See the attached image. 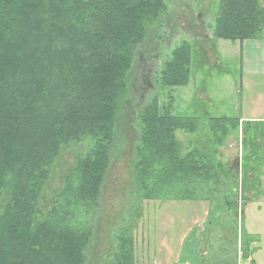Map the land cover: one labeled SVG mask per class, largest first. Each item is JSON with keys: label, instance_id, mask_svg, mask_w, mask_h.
I'll return each mask as SVG.
<instances>
[{"label": "trees", "instance_id": "obj_1", "mask_svg": "<svg viewBox=\"0 0 264 264\" xmlns=\"http://www.w3.org/2000/svg\"><path fill=\"white\" fill-rule=\"evenodd\" d=\"M166 10V0H0V264L86 263L120 108L132 97L130 73ZM212 30L215 39L264 43V5L219 0ZM192 51L185 41L173 48L156 65V84H187ZM168 98L160 102L154 95L137 113L136 200L211 204L221 194L231 208L235 200L225 197L255 192L262 136L240 166L242 191V174L218 157L240 117L178 115ZM250 129L244 123L243 146ZM176 130L196 139L182 150ZM73 145L63 187L40 215L52 165ZM239 215L238 257L254 264L256 238L242 229ZM133 232L132 223L116 230L114 264H136ZM233 259L220 256L211 264H235Z\"/></svg>", "mask_w": 264, "mask_h": 264}, {"label": "rangeland", "instance_id": "obj_2", "mask_svg": "<svg viewBox=\"0 0 264 264\" xmlns=\"http://www.w3.org/2000/svg\"><path fill=\"white\" fill-rule=\"evenodd\" d=\"M218 2L166 0V13L160 17L159 24L148 32L130 73L132 97L127 98L120 108L117 134L99 205L91 217L94 231L86 250L85 264H114V236L116 230L127 223L133 226L136 264H156V260L158 264H164L165 258H168L166 264H211L220 256L233 261L234 256L227 251L237 252L240 247L236 229L240 226V211L242 229L258 235L251 244L254 247V264H264V195L259 194L254 200L248 198L251 191L243 192L237 198L227 196L225 199L235 200V207L229 208L226 200L221 199V194L210 204L202 200H136L133 192L137 113L150 97L156 95L160 102H167L171 97L173 112L202 120L208 116L249 115L259 104L258 100L264 98V74L247 72L246 65H243L249 55L247 44L243 43L246 40L230 41L213 37L212 26ZM261 4L264 5V0H261ZM184 41L193 50L187 84L160 87L154 80L156 65L161 64L172 49ZM250 41L264 45L261 40ZM243 125L231 132L218 149V157L223 162L234 164L237 176L238 173L242 174L238 177L242 191L245 170H241L240 166L244 168L252 149L251 140L256 134V131L252 134L251 126L243 148L240 133ZM175 135L182 150L196 139L182 130H176ZM241 146L244 149L242 153H245L239 156ZM76 148L73 145L63 150L52 165L49 180L39 198L40 215L63 187V177L74 161ZM235 161H239V166H235ZM256 185L254 191H261L263 180ZM136 208H139V216L135 218L133 213ZM235 261L244 264L237 255Z\"/></svg>", "mask_w": 264, "mask_h": 264}, {"label": "crops", "instance_id": "obj_3", "mask_svg": "<svg viewBox=\"0 0 264 264\" xmlns=\"http://www.w3.org/2000/svg\"><path fill=\"white\" fill-rule=\"evenodd\" d=\"M243 43L247 44L246 50L249 53V55L246 57V64L243 62V65H246V68H247L246 71L264 74V45L262 43L257 44V45L253 44L250 40H246ZM258 101H259V104L254 107V109L252 110V112L249 113V115L247 114L245 116H242V115L238 116L240 117V124L249 122L250 126H253L252 134L254 133L253 131H256L255 138L251 140V143H254L256 141V136H258L257 134H260L262 136L261 140L259 141L260 143L259 155L261 157V162L259 163V167H258V179H257L258 181L257 182H259L260 180V183H261V181L263 180V189L261 191H257V189L255 192L251 191L252 192L251 195H248L249 200L257 199L259 194L264 195V115H262L264 113V98ZM248 135L246 136V139ZM247 145H249V142L247 143ZM243 148L245 147L243 146ZM243 150L244 149H242V146H241V153H239V156L245 153V151L242 153ZM248 234L258 236L256 233L254 234L248 233ZM233 253L235 254L234 257H236V255L238 256V250L237 252L235 250ZM231 255H232V250H231ZM159 258L161 259V256H159ZM167 259L168 258L164 259V264H166ZM156 264H158L157 260H156ZM235 264H238L237 261H235Z\"/></svg>", "mask_w": 264, "mask_h": 264}]
</instances>
